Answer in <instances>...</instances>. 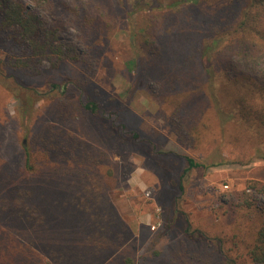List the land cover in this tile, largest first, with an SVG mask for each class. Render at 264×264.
<instances>
[{
  "label": "rangeland",
  "instance_id": "rangeland-1",
  "mask_svg": "<svg viewBox=\"0 0 264 264\" xmlns=\"http://www.w3.org/2000/svg\"><path fill=\"white\" fill-rule=\"evenodd\" d=\"M107 1L118 25L111 38L93 41L95 48L89 52L97 63L81 92L71 84L79 69L69 63L54 70L43 61L38 75L34 69L13 68L7 33L0 32L1 259L16 253L15 258L36 264H125L127 257L133 264H189L192 253L201 252L196 254L201 264L225 227L221 205L252 181L264 183V161L252 156L240 162V151L222 138L220 121L209 107L205 113L213 132L204 145L195 150L189 141L176 140L170 108L155 83L136 71L138 49L131 37L146 26V7H133V0H123L125 8L122 0ZM24 5L32 8L26 0ZM42 19L48 21L45 13ZM60 40L87 51L73 28ZM54 84L65 89H53ZM63 96H81L105 115L116 114L118 132L102 116L62 112L58 100ZM105 123L117 137L103 128ZM133 132L140 142L132 140ZM27 151L37 165L31 175L22 171ZM96 157L102 160L94 166ZM186 157L200 166L184 172ZM98 178L102 193L89 199L86 189L91 194L88 187ZM23 189L31 198L14 208ZM256 199L264 205V196ZM31 209L43 217L41 225L31 220ZM196 230L207 234L208 252L191 241L197 239ZM92 233L114 245L98 259L96 248L88 253L81 248ZM214 255L211 264L219 262Z\"/></svg>",
  "mask_w": 264,
  "mask_h": 264
},
{
  "label": "trees",
  "instance_id": "trees-1",
  "mask_svg": "<svg viewBox=\"0 0 264 264\" xmlns=\"http://www.w3.org/2000/svg\"><path fill=\"white\" fill-rule=\"evenodd\" d=\"M26 1L32 8L25 6L24 0H0V32L7 33L11 66L23 71L34 69L38 75V65L43 61H48L54 70L69 63L79 69L71 84L83 91L89 81L87 74L97 63L89 52L95 48L93 41L111 38L118 25L109 9L111 3L107 0ZM119 4L125 6L123 0ZM144 6L146 26L131 37L138 49L136 71L155 83L158 96L170 108L169 121L176 140L189 141L195 150L202 147L207 135L213 132L205 113L209 107L220 121L222 138L227 137L229 144L240 151V162L252 156L264 161V0H133V7ZM43 13L48 21L42 19ZM70 28L79 32L87 51L74 43L61 42V35ZM54 88L63 91L65 86L54 84ZM58 106L66 113L81 110L102 116L117 132L120 128L116 114L105 115L97 104L81 96L77 100L63 96ZM108 124L103 128L117 137ZM131 138L141 141L134 132ZM29 157L27 151L22 169L25 175L33 174L37 167ZM101 160L102 157H96L93 165L97 166ZM186 163L184 172L200 166L189 157ZM88 188L91 194L85 189L89 199L99 196L103 189L101 178ZM31 194L25 189L19 191L13 207L20 208ZM256 196H264L263 182L252 181L247 188L234 193L225 206L221 205L226 224L215 235L218 245L213 250L209 251L211 246L204 240L207 234L194 231L199 233L191 241L202 252L209 251V258L201 264H211L214 254L219 259L214 264H264V205L259 204ZM103 209L106 213L104 206ZM108 209L107 212L111 210ZM29 216L39 225L44 221L36 209H31ZM91 219L95 221L94 217ZM189 226L185 230L187 235L192 234ZM97 238V234H89V239L80 245L87 253L96 248L95 259L113 245L106 238L101 241ZM192 254L188 263L199 264L201 252ZM15 255L4 254L5 258L1 259L0 253V264H36ZM124 262L133 264L131 257Z\"/></svg>",
  "mask_w": 264,
  "mask_h": 264
}]
</instances>
